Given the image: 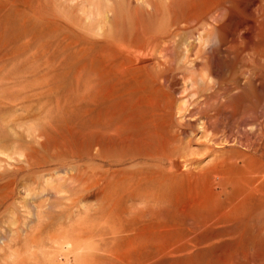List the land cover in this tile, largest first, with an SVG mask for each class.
Listing matches in <instances>:
<instances>
[{
  "label": "bare ground",
  "instance_id": "1",
  "mask_svg": "<svg viewBox=\"0 0 264 264\" xmlns=\"http://www.w3.org/2000/svg\"><path fill=\"white\" fill-rule=\"evenodd\" d=\"M106 1L86 0L101 16L100 29L111 24L116 32L111 23L116 16ZM159 1L130 0L123 39L110 35L97 50L85 46L77 53L85 62L75 83L87 76L74 103L88 108L82 106L81 119L70 116L80 121L70 124L69 118L61 141L95 142L159 167L127 183L120 199L137 193L143 207L118 216L109 247L91 264H264V0H165L173 20L183 24L180 31H195L185 36L172 31L158 55L155 42L164 33L152 35L146 15L160 12ZM222 46L225 60L218 54ZM196 49L204 53L207 76L198 70ZM242 51L252 58L249 84L204 96L212 77L234 65ZM165 64L169 72L159 77ZM147 79L158 84L156 91H147ZM165 86L184 102L166 99ZM187 124L203 125L208 161L196 158L194 150L177 155L179 141L194 133ZM220 127L224 135L218 134Z\"/></svg>",
  "mask_w": 264,
  "mask_h": 264
},
{
  "label": "rangeland",
  "instance_id": "2",
  "mask_svg": "<svg viewBox=\"0 0 264 264\" xmlns=\"http://www.w3.org/2000/svg\"><path fill=\"white\" fill-rule=\"evenodd\" d=\"M106 2L116 16L111 22L117 26L116 32L111 24L100 29L101 16L86 0H0V264L99 263V253L111 243L110 233L117 231L118 216L132 215L144 204L143 196L137 193L130 194L131 200L125 196L126 202L122 201L123 189L159 168L135 154L105 151L95 142L60 139L67 132L69 118L75 115L81 119L88 108L74 103L78 92L85 89L87 76H81L82 87L76 84L85 62L78 61V50L85 46L97 50L114 34L121 41L130 27V0ZM158 5V14L146 16L151 20L152 35L164 33L162 40L155 42L160 55L173 39L172 31L184 32L185 36L195 30L180 31L183 24L173 20L168 3L161 0ZM44 15L47 17L43 19ZM227 46L218 51L222 60L228 56ZM194 51L201 62L198 70L207 76L203 51ZM245 52L234 56V65L212 77L211 84L203 89L204 96L221 92L230 84H249L252 58ZM167 65L156 73L159 77L169 72ZM175 68L173 73L179 67ZM147 84L151 88L147 91L159 87L150 79ZM165 93L176 105L184 102L167 86ZM82 106L86 108L82 110ZM72 119L70 124L77 121ZM200 126L186 125L194 133L179 141L177 155L194 150L199 152L196 158L206 157L203 146L207 140ZM225 131L218 128L219 135Z\"/></svg>",
  "mask_w": 264,
  "mask_h": 264
}]
</instances>
